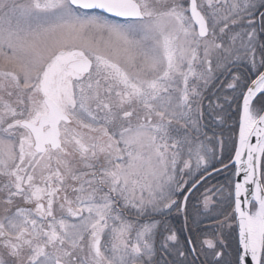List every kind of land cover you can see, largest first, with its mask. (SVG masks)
I'll return each mask as SVG.
<instances>
[{"label":"snow or ice","instance_id":"obj_1","mask_svg":"<svg viewBox=\"0 0 264 264\" xmlns=\"http://www.w3.org/2000/svg\"><path fill=\"white\" fill-rule=\"evenodd\" d=\"M0 264H264V0H0Z\"/></svg>","mask_w":264,"mask_h":264}]
</instances>
